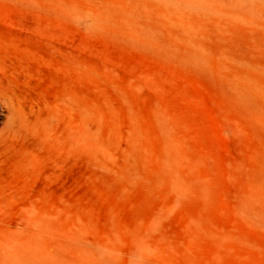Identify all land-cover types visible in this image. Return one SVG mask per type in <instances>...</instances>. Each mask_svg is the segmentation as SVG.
Returning <instances> with one entry per match:
<instances>
[{
  "label": "rangeland",
  "instance_id": "rangeland-1",
  "mask_svg": "<svg viewBox=\"0 0 264 264\" xmlns=\"http://www.w3.org/2000/svg\"><path fill=\"white\" fill-rule=\"evenodd\" d=\"M163 3L0 0V264H264V14Z\"/></svg>",
  "mask_w": 264,
  "mask_h": 264
},
{
  "label": "bare ground",
  "instance_id": "bare-ground-1",
  "mask_svg": "<svg viewBox=\"0 0 264 264\" xmlns=\"http://www.w3.org/2000/svg\"><path fill=\"white\" fill-rule=\"evenodd\" d=\"M159 1H161L162 3L164 2L171 4L172 6H175V8H177L178 10L179 9L182 10L181 8H183V10L201 9L204 11L206 9L210 10L212 8L211 9L212 11L213 9H218L219 11L222 8H226L227 10H231L232 12H237V13L264 14V0H159ZM125 2L126 1H124V3ZM88 258L89 257H87V259Z\"/></svg>",
  "mask_w": 264,
  "mask_h": 264
}]
</instances>
